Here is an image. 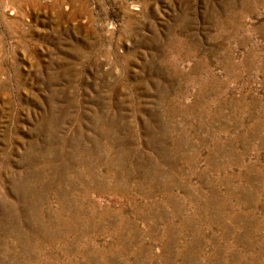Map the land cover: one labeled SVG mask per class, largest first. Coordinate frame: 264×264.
<instances>
[{
  "label": "rangeland",
  "instance_id": "rangeland-1",
  "mask_svg": "<svg viewBox=\"0 0 264 264\" xmlns=\"http://www.w3.org/2000/svg\"><path fill=\"white\" fill-rule=\"evenodd\" d=\"M0 264H264V0H0Z\"/></svg>",
  "mask_w": 264,
  "mask_h": 264
}]
</instances>
